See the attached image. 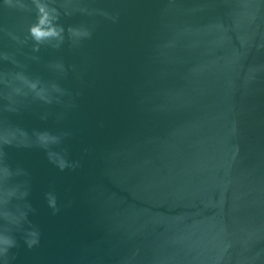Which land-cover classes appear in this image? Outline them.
Returning a JSON list of instances; mask_svg holds the SVG:
<instances>
[{
    "label": "water",
    "instance_id": "95a60500",
    "mask_svg": "<svg viewBox=\"0 0 264 264\" xmlns=\"http://www.w3.org/2000/svg\"><path fill=\"white\" fill-rule=\"evenodd\" d=\"M0 264H264V0H0Z\"/></svg>",
    "mask_w": 264,
    "mask_h": 264
}]
</instances>
